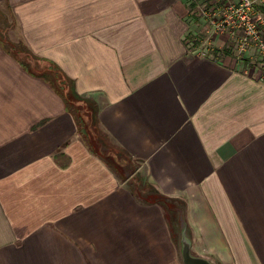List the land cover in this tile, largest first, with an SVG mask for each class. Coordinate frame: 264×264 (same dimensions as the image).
I'll return each mask as SVG.
<instances>
[{
	"label": "crops",
	"instance_id": "crops-1",
	"mask_svg": "<svg viewBox=\"0 0 264 264\" xmlns=\"http://www.w3.org/2000/svg\"><path fill=\"white\" fill-rule=\"evenodd\" d=\"M6 8L0 264H185L180 209L194 253L264 264L256 57L205 33L198 0Z\"/></svg>",
	"mask_w": 264,
	"mask_h": 264
},
{
	"label": "built area",
	"instance_id": "built-area-1",
	"mask_svg": "<svg viewBox=\"0 0 264 264\" xmlns=\"http://www.w3.org/2000/svg\"><path fill=\"white\" fill-rule=\"evenodd\" d=\"M203 25L233 42L237 57L247 53L264 65V0H198Z\"/></svg>",
	"mask_w": 264,
	"mask_h": 264
},
{
	"label": "water",
	"instance_id": "water-1",
	"mask_svg": "<svg viewBox=\"0 0 264 264\" xmlns=\"http://www.w3.org/2000/svg\"><path fill=\"white\" fill-rule=\"evenodd\" d=\"M177 221L180 232V253L185 264H215L210 258L192 251V241L188 232L187 222L180 209Z\"/></svg>",
	"mask_w": 264,
	"mask_h": 264
},
{
	"label": "rangeland",
	"instance_id": "rangeland-1",
	"mask_svg": "<svg viewBox=\"0 0 264 264\" xmlns=\"http://www.w3.org/2000/svg\"><path fill=\"white\" fill-rule=\"evenodd\" d=\"M0 19L8 20V21H10V25H14V23H12V15H11L10 10H9L8 8H6V10H4V11H3V9L0 11ZM204 31H205V33H208V31H207L206 28H204ZM1 34L5 37V39H6V43H7V45L9 46V48H13V45L16 44V43H13L12 41L9 40V35H11V36H13V37H17V33L15 32V28H14V27H10V28H7L6 30H3V29H2ZM208 34H209V33H208ZM8 42H9V43H8ZM12 50H13V51H17V52H19L17 49L15 50V48H13ZM18 54H19V53H18ZM242 58H243V57H242ZM249 60H250V59H248V61H249ZM256 63L258 64L259 69H261V70L264 71V65H262V64L259 62V60H258V61L256 60ZM61 81H62V82L64 81L63 78L61 79ZM62 86H63V84H62ZM82 109H83V111H86V108L82 107ZM87 111H88V110H87ZM89 116H90V115H89ZM89 120H90V118H89ZM94 124H95V122L93 121V124L90 123V126H92V125H94ZM99 136H100V135H99ZM101 138H102V137H101ZM111 147H113V146L111 145ZM113 148H114V147H113ZM120 161H121L120 164L123 165V166L125 167V170L128 171L129 166H128V165H125L126 163L124 162L121 153H120ZM120 168H121V167H120ZM127 175H128V173L125 174L124 176L127 177ZM137 176H138V177H137ZM135 177H137V178L139 179V175H136Z\"/></svg>",
	"mask_w": 264,
	"mask_h": 264
}]
</instances>
